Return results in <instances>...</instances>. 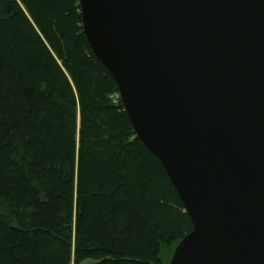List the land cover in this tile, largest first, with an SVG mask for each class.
I'll use <instances>...</instances> for the list:
<instances>
[{"label": "trees", "instance_id": "16d2710c", "mask_svg": "<svg viewBox=\"0 0 264 264\" xmlns=\"http://www.w3.org/2000/svg\"><path fill=\"white\" fill-rule=\"evenodd\" d=\"M192 228L79 1L0 0V264H165Z\"/></svg>", "mask_w": 264, "mask_h": 264}, {"label": "water", "instance_id": "95a60500", "mask_svg": "<svg viewBox=\"0 0 264 264\" xmlns=\"http://www.w3.org/2000/svg\"><path fill=\"white\" fill-rule=\"evenodd\" d=\"M193 225L168 264H264V0H78Z\"/></svg>", "mask_w": 264, "mask_h": 264}, {"label": "rangeland", "instance_id": "374dc122", "mask_svg": "<svg viewBox=\"0 0 264 264\" xmlns=\"http://www.w3.org/2000/svg\"><path fill=\"white\" fill-rule=\"evenodd\" d=\"M78 122H79V118H78ZM182 211H184V210H182ZM174 250V249H173ZM173 252V251H172ZM171 256H172V254L170 255V257H168L167 258V261L166 262H164L165 264H168L169 263V261H170V258H171ZM165 258V256L163 257V260H166V258ZM73 264V263H72Z\"/></svg>", "mask_w": 264, "mask_h": 264}]
</instances>
